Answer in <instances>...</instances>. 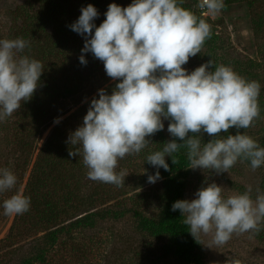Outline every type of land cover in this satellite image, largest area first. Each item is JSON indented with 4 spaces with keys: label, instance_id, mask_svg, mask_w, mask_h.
Here are the masks:
<instances>
[{
    "label": "clouds",
    "instance_id": "1",
    "mask_svg": "<svg viewBox=\"0 0 264 264\" xmlns=\"http://www.w3.org/2000/svg\"><path fill=\"white\" fill-rule=\"evenodd\" d=\"M182 2L132 0L126 7L111 3L98 27L94 20L99 13L88 4L70 25L84 37L80 63L86 65L83 54L91 53L103 63L106 75L118 81L111 94L98 89L82 125L68 137L74 146L68 155L82 153L89 179L124 186L126 175L116 172L118 161L151 144L150 137L164 130V120L172 139L147 156L146 162L157 169L148 175L149 183L161 179L159 168L170 170L165 157L175 164L173 154L181 149L187 150L191 169L217 175L228 173L238 160L250 161L253 171L264 165V148L239 131L251 127L260 115V83L240 76L231 66L220 64L213 71L211 59L191 72L183 67L201 52L212 32L211 25L180 6ZM197 7L203 16H215L225 4L224 0H199ZM28 47L29 41L23 38L0 40V121L20 110L39 86L44 65L27 55L17 56ZM231 128L237 129L236 134L221 138ZM204 133L211 138L206 143ZM16 183L12 171L0 168V193ZM223 191L212 182L199 188L194 199L173 203L171 210L180 211L195 240L210 236L211 243L220 246L234 233L260 231L264 194L253 200L250 186L226 198ZM30 203V197L18 192L3 201L4 214L22 215Z\"/></svg>",
    "mask_w": 264,
    "mask_h": 264
},
{
    "label": "rangeland",
    "instance_id": "2",
    "mask_svg": "<svg viewBox=\"0 0 264 264\" xmlns=\"http://www.w3.org/2000/svg\"><path fill=\"white\" fill-rule=\"evenodd\" d=\"M111 3L126 7L132 0H99V16L94 20L97 27L106 18L104 14ZM198 3L199 0H183L180 6L204 18L211 25L212 35L205 41L201 52L190 57L183 67L191 72L211 59L213 71L215 66L223 64L231 66L247 80L258 81L261 85L258 98L260 115L251 127L239 131L264 148V0H224L225 7L215 16L201 15ZM84 5L83 0H69V7L74 8L79 16ZM36 8L35 0H0V40L20 38L26 18ZM83 45L84 37L81 35L65 34L63 43L50 53L49 61L55 68L54 78H50L56 87L51 92L59 94L62 101L59 107L55 103L44 109L35 105L31 113L33 123L38 121L41 126L35 130L30 149L22 151L17 141L19 116L22 114L19 110L0 121V168H8L17 177L13 189L0 193V264H27L30 256L36 258L37 251L46 247L44 260L33 264H190L193 258L198 259L199 264H234L236 260L240 264H264V221L259 225V232L234 233L227 243L220 246L213 245L210 236L202 235L195 240L187 226L194 242V250L188 256L168 234V212L178 200L177 184L182 186L179 200L194 199L199 188L212 182L224 187L222 195L225 198L242 194L250 186L255 200L258 194H264V165L253 171L250 161L238 160L228 173L217 175L207 169H191L187 150L181 149L172 158L177 163L179 156H183L185 166L175 172L159 168L161 179L149 183L148 175H153L157 169L146 162L147 156L162 150L163 143L172 139L167 132V120L163 121L164 130L150 137L151 144L140 153L118 161L116 172L126 175L122 187L89 179L82 153L71 157L70 163L58 170L65 175L61 184L46 189L42 194L50 196L52 202L64 211L53 224L59 226L73 222L96 211L99 215L89 216L80 226L73 227L69 234H57L53 245L44 236L52 228L38 215L41 212L36 214L30 209L22 215L4 214L3 201L24 192L35 161L39 164V151L51 131L56 128L61 134L56 146L69 145L72 149L74 146L67 142L68 137L82 125L90 100L94 96L98 98V89L103 88L111 94L115 83H118L106 75L103 63L91 53L83 54L86 65L80 63ZM29 54L28 47L17 56ZM65 84L68 86L64 87ZM57 119L59 122H54ZM45 121L46 126L43 127ZM236 132L237 129L231 128L228 133L222 132L221 138ZM209 139L206 133L202 135L203 142ZM165 159L170 168L172 159ZM107 210L118 214H104ZM176 212L183 223L184 217L179 210Z\"/></svg>",
    "mask_w": 264,
    "mask_h": 264
},
{
    "label": "trees",
    "instance_id": "3",
    "mask_svg": "<svg viewBox=\"0 0 264 264\" xmlns=\"http://www.w3.org/2000/svg\"><path fill=\"white\" fill-rule=\"evenodd\" d=\"M35 1L37 5L36 11H33L32 14L26 18L27 22L24 28L20 30V38L29 41V57L40 61L44 65V70L40 77L37 90L29 101L22 102L19 110L22 114L19 113L21 117L19 116L20 124L17 129L19 138H17V141L20 142L19 148L23 149L22 151L30 149V143L33 142L35 130L37 127L39 128L41 126L37 124L38 121L33 123L34 116L31 113L35 105L44 109L53 103H55L57 107L61 104L62 100H60L59 94L57 95L51 92V90H54L56 87L53 85L50 78L52 77L53 79L55 73V68L49 61L51 57L50 53L54 48H57L63 43V36L65 34L77 35L76 32L71 30L70 25L79 17L78 12H76L74 8L69 7V0ZM83 2L85 3L84 7L88 4H92L96 9L99 7V0H83ZM65 86H68V84H65L64 87ZM50 117L53 119L54 115ZM43 125L46 126V121L42 126ZM60 138L61 134L57 133L56 128H54L39 151L37 158L39 159L40 165L37 164L36 160L23 192L25 196L30 197L31 203L29 210L31 209L35 213L41 212L38 215H40L47 225L51 226L52 229H48L44 235L46 240L51 242V245H53L57 234H69L73 227L80 226L89 216L93 214L99 215V212L96 211L93 212V214L86 213L73 222L69 221L59 226L53 224L58 215L63 214L64 211L60 210L57 204L52 202L50 196L44 197L42 194L46 189L48 190V188L51 187L54 188L58 183L61 184L65 175H63L64 172L58 170H62L71 160V157L68 155L69 150H71L69 145L56 146ZM184 166L185 160L183 156H179L178 162L176 164H171L169 169L175 172L180 171ZM52 173H54V176H51ZM48 179H50L49 183H47ZM181 189V184H177L175 192L178 200ZM28 211L26 213H28ZM176 211L169 210L168 212L169 221L166 224L167 232L175 243L180 244L184 248V253L188 256V254L194 250V242L188 234L187 226L180 221ZM113 213L116 212L110 210L104 212V214L110 215ZM47 248L48 247L39 249L36 258L30 256L27 260V264H33L35 261H43L45 253L47 252L45 249ZM189 263L199 264V260L193 258Z\"/></svg>",
    "mask_w": 264,
    "mask_h": 264
},
{
    "label": "built area",
    "instance_id": "4",
    "mask_svg": "<svg viewBox=\"0 0 264 264\" xmlns=\"http://www.w3.org/2000/svg\"><path fill=\"white\" fill-rule=\"evenodd\" d=\"M199 9V8H198ZM200 10V9H199ZM200 14L202 15V12H201V10H200Z\"/></svg>",
    "mask_w": 264,
    "mask_h": 264
}]
</instances>
